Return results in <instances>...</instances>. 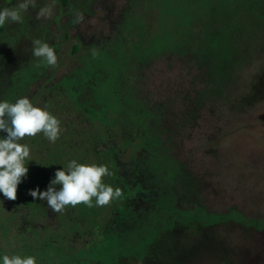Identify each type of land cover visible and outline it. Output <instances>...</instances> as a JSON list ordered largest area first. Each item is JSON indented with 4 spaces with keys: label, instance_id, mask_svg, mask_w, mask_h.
<instances>
[{
    "label": "rangeland",
    "instance_id": "1",
    "mask_svg": "<svg viewBox=\"0 0 264 264\" xmlns=\"http://www.w3.org/2000/svg\"><path fill=\"white\" fill-rule=\"evenodd\" d=\"M44 7L51 15L38 18ZM2 26L0 100L26 96L59 119L49 153L80 134L44 97L60 91L101 120L122 192L107 230L61 262L264 264V0H33ZM34 39L54 48L55 65L33 55ZM31 137L20 141L29 172L42 153ZM18 199L0 194V253L42 264L51 230L25 226Z\"/></svg>",
    "mask_w": 264,
    "mask_h": 264
},
{
    "label": "clouds",
    "instance_id": "2",
    "mask_svg": "<svg viewBox=\"0 0 264 264\" xmlns=\"http://www.w3.org/2000/svg\"><path fill=\"white\" fill-rule=\"evenodd\" d=\"M31 3L33 0H20L14 7L0 8V26L21 22L22 12ZM50 15L51 9L48 7L41 8L37 13L38 18ZM76 16L77 20L83 18L80 13ZM32 52L48 65L57 63V53L47 42L34 39ZM40 132L49 141L55 142L61 134L59 119L46 108L34 106L26 96L17 98L14 103L0 100V133L3 134L0 135V194L5 199H17L18 186L29 173L26 162L31 161L30 147L20 141L25 136H35ZM109 175L111 172L106 165L78 163L72 159L66 166L55 170L45 190L37 185L28 189V195L33 200L46 201L54 212L81 202L91 206L93 197L97 206H103L122 195L119 187L114 189L112 185L103 182L102 177ZM0 264H37V258L32 255L0 253Z\"/></svg>",
    "mask_w": 264,
    "mask_h": 264
},
{
    "label": "trees",
    "instance_id": "3",
    "mask_svg": "<svg viewBox=\"0 0 264 264\" xmlns=\"http://www.w3.org/2000/svg\"><path fill=\"white\" fill-rule=\"evenodd\" d=\"M2 30L3 26H0V32ZM44 99L48 103L49 109L61 110L67 114L66 130L74 132L73 134L77 132L80 134V138L73 140L67 150L50 153L44 149L50 141L42 132L37 133V137L32 136L29 138V142L31 141L36 146L40 144L42 153L32 154L36 161L33 162L34 165L29 172V184L27 188L22 183L18 186L17 197L19 198L18 204L26 207L28 219L31 215L35 216V219L38 216L33 222L27 219L25 226L28 228L33 226L39 234L40 232L51 230L44 239L40 237L38 242V250L42 254V264H65L61 260H65L66 257L72 256L77 251H85L92 246L91 240L95 231L101 228L107 230L115 211V199L106 205L97 206L93 197L91 206L81 202L75 206L67 205L63 210L54 212L48 207L46 201L33 200L28 195V189L35 188L38 185L41 190H45L57 169L58 163H63L60 165V168H62L72 159H75L78 163L106 165L111 175L102 177V180L104 183L112 185L114 189L117 187V176L113 172L109 153L104 149L106 131L104 134L98 133L97 125L95 124V122H99L103 127L105 126L103 122L101 120H92L83 112L77 111L71 101V103H65L69 99L66 96L64 97L60 91L50 94ZM22 143H26V139ZM27 144L29 145V143ZM14 212H17V209ZM48 217L55 218L54 223L47 225L44 221L46 220L47 222ZM66 230H68V235L65 234ZM64 234L69 239H66Z\"/></svg>",
    "mask_w": 264,
    "mask_h": 264
}]
</instances>
